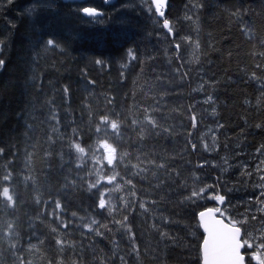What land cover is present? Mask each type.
<instances>
[{
	"label": "trees",
	"instance_id": "obj_1",
	"mask_svg": "<svg viewBox=\"0 0 264 264\" xmlns=\"http://www.w3.org/2000/svg\"><path fill=\"white\" fill-rule=\"evenodd\" d=\"M165 17L174 35L151 0H0V264H202L211 122L192 88L216 106L218 145L244 169L264 155V0H168ZM110 135L119 185L100 209L90 152ZM245 208L258 264L264 220Z\"/></svg>",
	"mask_w": 264,
	"mask_h": 264
},
{
	"label": "rangeland",
	"instance_id": "obj_2",
	"mask_svg": "<svg viewBox=\"0 0 264 264\" xmlns=\"http://www.w3.org/2000/svg\"><path fill=\"white\" fill-rule=\"evenodd\" d=\"M203 85L204 81L199 80L195 89L192 88V91L194 90L195 92L194 98H197L196 101L198 102L195 107L196 113L194 116L199 117L203 122H211L202 132L203 143L200 149L202 152H206L207 155L202 163L203 176L199 180L200 188L204 189V192L197 193L198 201L205 207H211L212 199L216 197V195H212L214 188L215 194L218 193L219 189L223 190L225 195H229L230 193L231 212H236L238 207L242 208L249 203H255L253 201L255 199L259 200L261 205L254 208L264 210V155H261L260 158L256 157L252 159L247 165L248 168L244 169L242 166L243 159L237 160L235 155L239 151H235L234 148L221 147L217 144L216 140L219 138L218 131L221 124L215 121L216 106L208 95H205L206 91ZM114 138V135L104 137L90 152L93 168L92 174L95 180H98V184L101 187V196L106 201L107 207L108 205H113L111 196L119 185L116 170L119 153L113 146ZM105 144L115 149L112 154L113 162L111 164L108 163V152ZM120 165L124 169V165L121 163ZM109 177L114 178L111 183L108 182ZM250 207L248 205L247 209H250ZM248 216H250V213L245 215L246 218ZM225 217L237 224L228 214H225Z\"/></svg>",
	"mask_w": 264,
	"mask_h": 264
},
{
	"label": "snow or ice",
	"instance_id": "obj_3",
	"mask_svg": "<svg viewBox=\"0 0 264 264\" xmlns=\"http://www.w3.org/2000/svg\"><path fill=\"white\" fill-rule=\"evenodd\" d=\"M11 2V0H9ZM157 5H158V11H159V6H163L166 3V0H156ZM83 12L89 16H95L99 15L97 13L95 8L91 7H84ZM160 15L163 16L164 13L160 12ZM168 25V21H165V26ZM169 32H171V28H169ZM174 35V33H173ZM54 41L52 39H48L47 44L49 46L54 45ZM58 47V45H57ZM177 49L179 48V45L175 46ZM4 64L3 60H0V67H2ZM105 119L106 118H102ZM111 129L115 130L117 128V124L115 122H112L110 125ZM99 131V129H97ZM79 151H83V149L79 148V146H76ZM195 148V145L192 146ZM105 148L107 149L108 152V163L111 164L113 162V153L115 151L114 148H111L110 146L105 144ZM2 152V150H0ZM9 177L5 176L4 180H8ZM113 177L108 178V182L111 183ZM91 187H95V185H92ZM203 191V190H201ZM2 195L4 198H6L8 201H12V196L10 195V189L8 187H4L2 189ZM197 193H193V196H196ZM219 201H223L224 197L223 196H218L215 197ZM57 207L59 208L60 205L57 202ZM98 207L100 209L105 208V201L103 198H101L98 202ZM213 211H216L214 209H209L208 212H200L199 217L204 220V225L206 228V231L208 232V239H205L203 241V261L204 264H245V257L244 255L241 254V249L245 246V241L244 243L241 242L240 240V232L241 229L239 227H236L234 225H224L223 221L221 220H216L213 218V224L210 226L208 220H205V216L208 213H211ZM217 225L221 227H216ZM248 247L251 248L252 245L248 244ZM258 247L260 249H264V243L259 244ZM258 261V264H264V258H261L259 252L255 254L253 257Z\"/></svg>",
	"mask_w": 264,
	"mask_h": 264
},
{
	"label": "water",
	"instance_id": "obj_4",
	"mask_svg": "<svg viewBox=\"0 0 264 264\" xmlns=\"http://www.w3.org/2000/svg\"><path fill=\"white\" fill-rule=\"evenodd\" d=\"M64 1H76V0H64ZM78 1H84V0H78ZM111 1H113V0H105V2L106 3H109V2H111ZM151 2H152V4L154 5V7H155V9H156V11H157V13H158V16L163 20V26H164V28L169 32V28H171V22L165 17V11H166V8H167V3H168V0H166V3L163 5V6H159V11L157 10L158 9V5H157V2H156V0H151ZM85 7H91V8H95L96 9V11H97V13H99V15H101L102 14V11L99 9V8H97V7H95V6H85ZM160 12H163L164 13V15L163 16H161L160 15ZM82 13L85 15V16H89V15H87V14H85L84 12H83V9H82ZM95 16H98V15H95ZM165 21H168V25L167 26H165ZM171 34H173V30L171 29V32H170ZM209 209H213V207H207V208H205V209H202L200 212H208V210ZM215 210V209H214ZM220 211V208H218V209H216V211H213V212H211V213H208L206 216H205V220H208V222H209V225L211 226L212 224H213V218L214 219H216V220H221V221H223V224L224 225H229V226H231L223 217H221V216H217V213ZM199 212V213H200ZM199 213H198V219H199V223H200V226H201V229H202V231L204 232V239H203V241L205 240V239H208V232L206 231V228H205V225H204V220H202L200 217H199ZM210 214V215H209ZM216 227H221V226H219V225H217ZM241 236H242V230H241V232H240V240H241ZM242 242V241H241ZM243 243V242H242ZM201 249H202V264H204V261H203V243H202V247H201ZM244 249V247L241 249V250H243ZM243 255V254H242Z\"/></svg>",
	"mask_w": 264,
	"mask_h": 264
},
{
	"label": "flooded vegetation",
	"instance_id": "obj_5",
	"mask_svg": "<svg viewBox=\"0 0 264 264\" xmlns=\"http://www.w3.org/2000/svg\"><path fill=\"white\" fill-rule=\"evenodd\" d=\"M253 201L255 203H252V204L249 203L248 205H250L251 207H250V209H247V206H248L247 205L246 208L244 209V211H246V212L243 215H244V218H246L245 215L247 213H250V216H248L247 218L253 217L252 224L256 226V224H257L258 221L264 220V210H261L260 208L255 209L254 207L255 206H260L261 203L259 202V200H256V199L253 200ZM219 206H221V208H220V211L218 212V214H221L222 216L223 215L225 216V214H228L229 216H231L234 219V221L237 222L238 225L241 224L242 221L238 218V216H237L238 214L236 212H231V210H230V207H231V198L230 197H224L223 203L222 202H219L218 203V201H217V206H214V209L215 210L218 209ZM226 220H228V219H226ZM261 226H263V225H261ZM241 228H242V226H241Z\"/></svg>",
	"mask_w": 264,
	"mask_h": 264
}]
</instances>
